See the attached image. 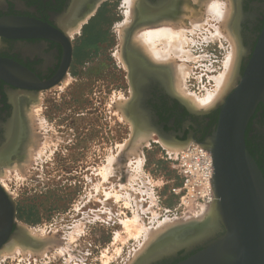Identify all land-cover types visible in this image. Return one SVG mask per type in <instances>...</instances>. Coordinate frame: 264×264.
Instances as JSON below:
<instances>
[{
  "label": "rangeland",
  "instance_id": "rangeland-1",
  "mask_svg": "<svg viewBox=\"0 0 264 264\" xmlns=\"http://www.w3.org/2000/svg\"><path fill=\"white\" fill-rule=\"evenodd\" d=\"M128 1L104 0L82 21L72 34L75 53L67 76L32 100L35 147L39 143L41 150L33 147L34 159L24 166L7 167L0 184L16 204L17 224L42 232L47 243L34 252L18 248L19 253L1 256L0 264H131L147 239L180 230L209 212L211 206L185 188L190 177L183 166L197 144L172 151L155 132H146L147 140L137 147L135 126L121 111V103L133 100L131 73L120 58ZM206 18L194 33L186 18L191 42L185 50L195 59L175 60L187 65L186 91L198 98L215 91L214 78L225 71L232 52L229 39L211 36L221 23ZM238 42L246 54L249 44L243 47L240 36Z\"/></svg>",
  "mask_w": 264,
  "mask_h": 264
},
{
  "label": "flooded vegetation",
  "instance_id": "flooded-vegetation-1",
  "mask_svg": "<svg viewBox=\"0 0 264 264\" xmlns=\"http://www.w3.org/2000/svg\"><path fill=\"white\" fill-rule=\"evenodd\" d=\"M138 2L149 12L147 20H153L159 18L165 8L170 5L172 7L174 0ZM92 4L93 0H0L1 152L12 146L19 126L23 127L20 109L23 99L39 100L40 94L45 91L41 88L42 85L53 82L59 76L63 77L62 82L67 76L75 53L70 33L75 34L81 29H78L80 19L86 16ZM238 4V11H243V15L240 13L238 18L241 45L244 47V44H249L248 52L242 54L239 61L240 75H243L264 27V0H238ZM11 21L16 23L12 24ZM12 26H25L35 36L5 37L4 31L13 29L9 28ZM69 55L71 61L65 74L63 68ZM137 69H134L131 77L135 91L132 102L140 111V117L146 120L148 132H159L166 139L165 142L184 144L182 142H203L214 131L218 111L203 117L190 112L189 106L186 103L188 107L184 105L180 97L169 88L168 81L160 75L162 72L151 67ZM21 82H25L27 86L21 85ZM23 130L26 132L25 127ZM246 144L264 174V102L259 104L249 121ZM13 152L17 155L18 148ZM11 233H16V225ZM200 249L196 248L185 254L182 252L183 254L158 264H177Z\"/></svg>",
  "mask_w": 264,
  "mask_h": 264
},
{
  "label": "bare ground",
  "instance_id": "bare-ground-1",
  "mask_svg": "<svg viewBox=\"0 0 264 264\" xmlns=\"http://www.w3.org/2000/svg\"><path fill=\"white\" fill-rule=\"evenodd\" d=\"M103 1L104 0H93L92 7L87 12L86 16L80 19L78 25H81L83 23L82 21L86 22L87 18H89L91 14L94 13L96 7ZM126 5L128 9L127 12H125L127 20L125 24L120 27L121 30L119 37L121 38L120 40L122 43L120 58L129 69L131 73L130 77L133 76L134 69H139L140 67L154 68L158 70V72H162V74L160 75L164 77L166 81H168L169 88H171L173 92L176 93L178 97H180V99L193 110L197 112H206L216 108L225 99L228 92L234 87L239 77L238 67L240 58L243 53L238 42V1L174 0L172 7L170 5L165 8V11L162 13V15L159 18L153 20H147V14L149 12L144 9L140 2L129 0ZM197 10L200 11L198 12L199 14L197 13ZM208 16H211V18L218 21L222 25V29L221 27L214 28L217 34L215 33L211 36H216L217 38L218 36H224V38L229 39L228 41H230L232 45V52H230L231 54L227 57V62H225V71L214 78V82L216 85L215 91H208L209 93L205 94L203 98H198L194 96V94L192 95L186 91L185 79L189 73L187 65L177 64L175 60L178 58L181 59V61L184 60L182 56L187 57V59H185L186 61L193 59H190V57H192L190 55V51L187 52L188 50H185V46L187 47L191 42L190 39V42H188L189 40L186 38L187 29H190V27L186 28L187 25L185 26L186 18H188L187 20L190 22L191 32H193V29H200L201 26H204L203 24L207 22L206 17ZM80 27L78 26V29ZM70 34L72 36V33ZM212 37H210V39ZM133 92L135 94V91ZM33 104L34 103L32 102V100L29 101L26 99H23V101L20 103L23 127L21 125L19 126L18 135L14 139L12 146L7 150H3V148V151H0V175H7L6 173H8L9 170L7 171L6 169L9 166H13V170L21 167L20 165L22 163L24 164L27 158L29 159L32 157L33 151H35L34 149L37 150L36 147L39 143L36 145V147L35 143L39 139L35 133L36 131H34L35 127H33L34 123L36 122L33 114ZM120 108L122 109L121 111L123 115L125 117H129V119H131L133 125L135 126V140L137 141H134V144L138 147V143H141L143 140H147L146 132L148 131L145 122L146 120L144 121V118L140 117V111H138L136 106L134 107L132 101L126 102L123 105L121 103ZM24 127L26 132L23 130ZM163 144L165 147L172 151H181L188 147V143L178 144L165 142ZM33 147L35 148L33 149ZM137 147L135 148L137 149ZM16 148H18L17 155L15 152H13ZM40 150H37V152H40ZM131 152H133V150ZM135 153H137L136 150ZM32 158L34 159V157ZM26 167L27 166H25L24 168ZM110 168L112 169V167L110 166L105 168L108 174L111 171ZM214 204L215 200L213 205H211V207L208 209L209 212L206 215L204 214L205 216L202 220L196 221L189 226L183 227L180 230L166 235H164L165 231H162V233L159 232V234H156L158 235L157 238L156 236H153L154 238H150V241L149 239H147L149 242L146 240L147 244L145 243L146 245H144V247L142 246L143 248L137 253V256H135V260L132 261L131 264L146 263L150 259L177 250L179 247H181V243H186L187 241H192L198 238L201 235L202 231L209 229L208 221H210L211 217L213 216ZM167 228L169 229V227ZM40 233L42 232L39 231V233L36 234L28 230H26V234L24 232H19L17 235H14L10 239L8 244L2 250L0 249V257L4 255L6 256V254H9L13 251L14 253H16L15 251L19 253L18 248L19 250L21 248L25 252H34L42 246L43 242L47 243V241H45L46 239L43 237V235L41 236ZM151 235H149V237H151ZM162 235L165 236L162 242H157L156 240H158L159 236ZM40 236L43 238H41ZM45 250L46 249H44V251ZM45 253L42 252V254ZM42 254L41 256H44ZM12 255L13 254H11L10 256Z\"/></svg>",
  "mask_w": 264,
  "mask_h": 264
},
{
  "label": "water",
  "instance_id": "water-1",
  "mask_svg": "<svg viewBox=\"0 0 264 264\" xmlns=\"http://www.w3.org/2000/svg\"><path fill=\"white\" fill-rule=\"evenodd\" d=\"M9 28L13 29L3 34L7 38L35 36L25 26ZM70 61L71 55L63 68L65 74ZM62 78L59 76L41 88L48 90L61 82ZM24 83L20 84L27 86ZM262 102L264 27L243 75L239 73L236 84L225 99L206 112H195L186 105L190 112L201 117L217 111L219 113L214 131L203 142L195 141L213 158L215 204L213 216L208 221L209 229L202 231L198 238L181 243L177 250L143 264L162 263L196 248L201 249L177 264H264V174L246 144L249 121ZM157 134L166 141L159 132ZM16 215L14 200L0 184V248L19 232L26 234V230L17 224ZM14 225L16 233L12 235Z\"/></svg>",
  "mask_w": 264,
  "mask_h": 264
},
{
  "label": "built area",
  "instance_id": "built-area-1",
  "mask_svg": "<svg viewBox=\"0 0 264 264\" xmlns=\"http://www.w3.org/2000/svg\"><path fill=\"white\" fill-rule=\"evenodd\" d=\"M197 144V143H196ZM188 164L183 166V174L187 179L185 188L196 199H204V203L211 206L214 203L213 188V159L211 153L200 144L188 150Z\"/></svg>",
  "mask_w": 264,
  "mask_h": 264
}]
</instances>
